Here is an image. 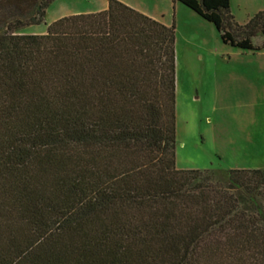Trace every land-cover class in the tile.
<instances>
[{"label":"trees","instance_id":"obj_1","mask_svg":"<svg viewBox=\"0 0 264 264\" xmlns=\"http://www.w3.org/2000/svg\"><path fill=\"white\" fill-rule=\"evenodd\" d=\"M52 1L0 0V264H264V169L174 166L173 24L106 0L16 33ZM170 1L264 48V10Z\"/></svg>","mask_w":264,"mask_h":264},{"label":"rangeland","instance_id":"obj_2","mask_svg":"<svg viewBox=\"0 0 264 264\" xmlns=\"http://www.w3.org/2000/svg\"><path fill=\"white\" fill-rule=\"evenodd\" d=\"M174 32V166L207 170L224 183L227 169H264V49L223 44L211 24L177 1L117 0ZM106 0H53L42 23L16 31L43 32L52 18L93 13ZM252 0H228L237 24ZM97 12V11H96ZM61 18V17H60ZM263 37L256 35L252 45Z\"/></svg>","mask_w":264,"mask_h":264},{"label":"crops","instance_id":"obj_3","mask_svg":"<svg viewBox=\"0 0 264 264\" xmlns=\"http://www.w3.org/2000/svg\"><path fill=\"white\" fill-rule=\"evenodd\" d=\"M105 6H106V2L103 4H101V6L96 10V11H100V10H103L104 8H105ZM250 16L252 15V14H254L255 12H257V11H260V10H264V0H252V2H251V5H250ZM96 11H92V12H96ZM138 12V11H137ZM249 16V17H250ZM60 17H62V16H60ZM60 17H57V18H52L51 20H50V22H52V21H54V20H56V19H58V18H60ZM247 19V18H246ZM49 22V23H50ZM49 23H45V26L47 25V24H49ZM34 27V26H33ZM44 30H45V28H44ZM44 33V31L43 32H37V33H34V32H29L28 34H33V35H39V34H43ZM264 49V48H263Z\"/></svg>","mask_w":264,"mask_h":264}]
</instances>
